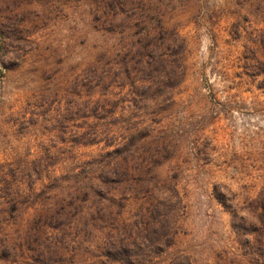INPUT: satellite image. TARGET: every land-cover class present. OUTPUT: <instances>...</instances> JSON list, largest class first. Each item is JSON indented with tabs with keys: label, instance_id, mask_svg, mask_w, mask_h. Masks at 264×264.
<instances>
[{
	"label": "rangeland",
	"instance_id": "obj_1",
	"mask_svg": "<svg viewBox=\"0 0 264 264\" xmlns=\"http://www.w3.org/2000/svg\"><path fill=\"white\" fill-rule=\"evenodd\" d=\"M0 264H264V0H0Z\"/></svg>",
	"mask_w": 264,
	"mask_h": 264
}]
</instances>
